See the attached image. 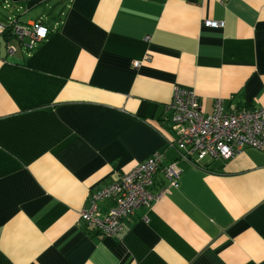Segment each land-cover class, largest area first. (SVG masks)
Masks as SVG:
<instances>
[{
	"label": "crops",
	"instance_id": "0c3cea01",
	"mask_svg": "<svg viewBox=\"0 0 264 264\" xmlns=\"http://www.w3.org/2000/svg\"><path fill=\"white\" fill-rule=\"evenodd\" d=\"M39 19L31 50L0 37V264H264V151L188 163L168 106L180 86L204 113L264 107V0H0L4 23ZM156 151L181 171L150 208L117 237L80 220Z\"/></svg>",
	"mask_w": 264,
	"mask_h": 264
},
{
	"label": "built area",
	"instance_id": "2783aa9c",
	"mask_svg": "<svg viewBox=\"0 0 264 264\" xmlns=\"http://www.w3.org/2000/svg\"><path fill=\"white\" fill-rule=\"evenodd\" d=\"M204 24L221 27V22L212 20ZM49 32L41 19L29 24L17 20L8 23L0 21V37L7 34L14 36L26 50L37 47L49 36ZM15 50L14 45L6 44L9 55ZM173 93L168 106L172 128L176 132L174 145L183 160L203 167L201 164L205 160H226L244 148L264 151V107L225 108L221 99H215L212 111L204 113L192 88L176 86ZM164 159L165 155L156 151L147 160L121 172L108 186L92 191L89 206L79 213L80 220L94 232L117 237L125 218L140 207L150 208L165 193L164 189L152 192L153 178L158 170L172 185L176 183L181 168L175 162L164 165ZM106 197H111L114 204L106 212H101L97 203Z\"/></svg>",
	"mask_w": 264,
	"mask_h": 264
},
{
	"label": "rangeland",
	"instance_id": "374dc122",
	"mask_svg": "<svg viewBox=\"0 0 264 264\" xmlns=\"http://www.w3.org/2000/svg\"><path fill=\"white\" fill-rule=\"evenodd\" d=\"M146 160H147V159H146ZM158 171H160V170H158ZM158 171H157V172H158ZM157 172H156V173H157ZM156 173H155V175H156ZM155 175H154V177H155ZM164 177H165V176H164ZM166 178H167V177H166ZM153 180H154V178H153ZM154 181H155V180H154ZM169 181H170V180H169ZM161 189H165V188H161Z\"/></svg>",
	"mask_w": 264,
	"mask_h": 264
},
{
	"label": "trees",
	"instance_id": "16d2710c",
	"mask_svg": "<svg viewBox=\"0 0 264 264\" xmlns=\"http://www.w3.org/2000/svg\"><path fill=\"white\" fill-rule=\"evenodd\" d=\"M50 33V32H49ZM6 36V35H5ZM6 38V37H5ZM204 166V165H203Z\"/></svg>",
	"mask_w": 264,
	"mask_h": 264
}]
</instances>
